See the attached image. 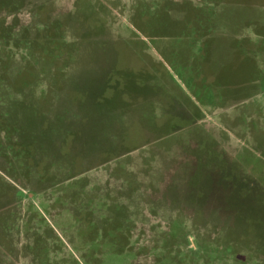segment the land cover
<instances>
[{
	"label": "rangeland",
	"instance_id": "374dc122",
	"mask_svg": "<svg viewBox=\"0 0 264 264\" xmlns=\"http://www.w3.org/2000/svg\"><path fill=\"white\" fill-rule=\"evenodd\" d=\"M0 264H264V0H0Z\"/></svg>",
	"mask_w": 264,
	"mask_h": 264
},
{
	"label": "crops",
	"instance_id": "0c3cea01",
	"mask_svg": "<svg viewBox=\"0 0 264 264\" xmlns=\"http://www.w3.org/2000/svg\"><path fill=\"white\" fill-rule=\"evenodd\" d=\"M232 8V7H230ZM229 7H224V8H221L223 10V16L222 14L219 15L220 19H214L213 18V22H214V25L212 23V20L210 19L209 23H210V27H213V26H216V29H221L223 28L225 32H233V33H237L238 32V28H243L244 27V22H247L248 19H257V21H259L262 17L259 16V14L255 13V14H252V18L248 15H245V16H242L243 13H239V10H237L235 13H234V19L235 21L232 20V25H228V24H231V23H227L228 22V16H229V13H227L229 10H230ZM231 16V15H230ZM229 16V17H230ZM225 18V20H224ZM240 18V20L242 21V23H240L238 21V19ZM244 20V21H243ZM220 27V28H218ZM214 29V28H213ZM237 30V32H236ZM234 51V48L231 49Z\"/></svg>",
	"mask_w": 264,
	"mask_h": 264
}]
</instances>
